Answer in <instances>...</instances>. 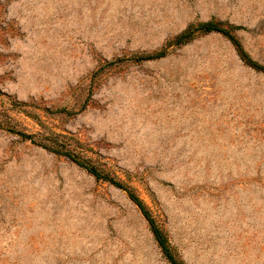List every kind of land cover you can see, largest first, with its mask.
Instances as JSON below:
<instances>
[{
	"label": "rangeland",
	"instance_id": "rangeland-1",
	"mask_svg": "<svg viewBox=\"0 0 264 264\" xmlns=\"http://www.w3.org/2000/svg\"><path fill=\"white\" fill-rule=\"evenodd\" d=\"M212 18L264 65V0H0V119L39 132L6 96L34 101L184 264H264V74L216 33L102 67ZM0 264L168 263L125 192L0 127Z\"/></svg>",
	"mask_w": 264,
	"mask_h": 264
},
{
	"label": "trees",
	"instance_id": "trees-1",
	"mask_svg": "<svg viewBox=\"0 0 264 264\" xmlns=\"http://www.w3.org/2000/svg\"><path fill=\"white\" fill-rule=\"evenodd\" d=\"M240 27L227 24L221 20L210 19L207 21H200L190 23L182 32L174 36L172 39L166 42L160 50L154 53H135L128 58H119L115 61H106L102 67H111L114 64L132 61L135 63H141L146 61H152L164 58L167 55V51L171 47H182L198 37L216 33L223 36L233 47L239 60L248 68L254 70L255 72L264 74V65L255 61L249 53L244 49L241 41L235 35L236 30ZM101 67V68H102ZM8 99V104L12 109L20 111L25 115L36 119L37 124L43 127L39 132L34 134H26L23 131L15 129L9 121H3L0 119V127H5L7 131L15 133L19 138L23 140L30 141L36 146L44 149L45 151L59 157H64L70 162L74 163L78 167L85 170L88 174L93 176L96 180L107 182L115 188L125 192L127 198L136 206V208L141 213L142 217L148 225V229L151 232L154 241L157 244L162 256L167 261L168 264H184L183 261L178 258L177 254L174 252L169 239L165 232L156 222L151 211L148 209L144 201L135 193V191L111 176L108 172L99 169L92 160L85 154V149L80 147V142L69 135H64L61 133H56L51 130H45L44 124L36 115H33L28 111V108H36L34 101L23 102L6 96ZM38 107V106H37ZM52 113H64L65 115H70L71 113L65 109L56 110Z\"/></svg>",
	"mask_w": 264,
	"mask_h": 264
}]
</instances>
